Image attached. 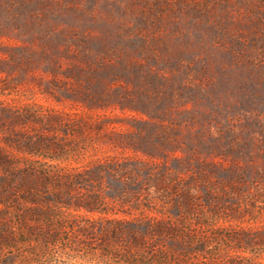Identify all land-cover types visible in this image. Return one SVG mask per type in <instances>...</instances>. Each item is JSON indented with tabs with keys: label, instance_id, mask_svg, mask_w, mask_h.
Segmentation results:
<instances>
[{
	"label": "rangeland",
	"instance_id": "rangeland-1",
	"mask_svg": "<svg viewBox=\"0 0 264 264\" xmlns=\"http://www.w3.org/2000/svg\"><path fill=\"white\" fill-rule=\"evenodd\" d=\"M0 87L21 167L144 161L216 226L264 229V0H0Z\"/></svg>",
	"mask_w": 264,
	"mask_h": 264
},
{
	"label": "trees",
	"instance_id": "trees-1",
	"mask_svg": "<svg viewBox=\"0 0 264 264\" xmlns=\"http://www.w3.org/2000/svg\"><path fill=\"white\" fill-rule=\"evenodd\" d=\"M4 114L20 116L0 100V264H41L43 254L69 264L64 256L77 251L101 264H264V229L216 226L197 213V193L144 161L21 167L11 150H20V132L6 129L12 118ZM84 182L90 190L72 200Z\"/></svg>",
	"mask_w": 264,
	"mask_h": 264
}]
</instances>
